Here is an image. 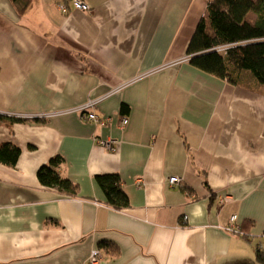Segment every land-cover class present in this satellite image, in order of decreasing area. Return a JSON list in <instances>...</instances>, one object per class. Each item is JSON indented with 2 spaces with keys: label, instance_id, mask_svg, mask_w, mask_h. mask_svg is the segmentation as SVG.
Returning <instances> with one entry per match:
<instances>
[{
  "label": "crops",
  "instance_id": "0c3cea01",
  "mask_svg": "<svg viewBox=\"0 0 264 264\" xmlns=\"http://www.w3.org/2000/svg\"><path fill=\"white\" fill-rule=\"evenodd\" d=\"M82 1L0 0V114L24 119L0 122V143L21 149L0 163V264H85L93 249L98 264H262L264 85L186 59L206 0ZM57 154L75 194L37 178ZM106 173L122 209L95 180Z\"/></svg>",
  "mask_w": 264,
  "mask_h": 264
},
{
  "label": "trees",
  "instance_id": "16d2710c",
  "mask_svg": "<svg viewBox=\"0 0 264 264\" xmlns=\"http://www.w3.org/2000/svg\"><path fill=\"white\" fill-rule=\"evenodd\" d=\"M206 2L205 14L199 18L186 48L190 64L230 83H237L240 73L248 71L258 83L264 85V0ZM250 12L255 14L252 21L248 19ZM22 120L0 114V122L9 127ZM20 153L21 149L16 144L10 141L0 143L1 164L14 166ZM62 161L59 154L50 158L38 168L37 178L43 186L75 194L76 184L59 173L58 167ZM95 180L106 203L115 209H122L128 204L118 174H99ZM256 255L257 260L264 264V253L257 249Z\"/></svg>",
  "mask_w": 264,
  "mask_h": 264
},
{
  "label": "built area",
  "instance_id": "2783aa9c",
  "mask_svg": "<svg viewBox=\"0 0 264 264\" xmlns=\"http://www.w3.org/2000/svg\"><path fill=\"white\" fill-rule=\"evenodd\" d=\"M72 2V5L74 8L78 9V10H82V11H87L89 10V6L88 4H86L85 2H83L82 0H71ZM58 6L59 8L65 12L66 9H67V6H66V2L65 1H60L58 3ZM219 50H221V48H219ZM188 60V57L186 58ZM96 102L97 100L95 99H92V98H88L81 106L80 108L84 111H87V114H86V119L88 120H94V121H99L101 122V124H104V122L106 121L105 119H99V116L93 111L94 107L96 106ZM21 117H26V118H29L28 116H26L25 114H21L19 115ZM33 117V115H32ZM35 117V116H34ZM108 120V119H107ZM128 122V119L126 116H124L122 119H121V123H120V128H124V126L127 124ZM117 140L115 139H106V140H103V139H99L97 140L98 144L102 145L103 147L107 148V149H110V150H114V144L116 143ZM180 181V178L178 176H171L169 179H168V183L169 184H173L175 182H179ZM227 200H229V196L225 195L223 197H220L219 200H218V205H223ZM236 214H232L230 217H229V223L228 225L225 227V229L229 232H238V226L236 225ZM100 257H101V253H100V250L99 249H93L91 252H90V255L88 256V259L86 260L85 264H98L99 263V260H100Z\"/></svg>",
  "mask_w": 264,
  "mask_h": 264
},
{
  "label": "rangeland",
  "instance_id": "374dc122",
  "mask_svg": "<svg viewBox=\"0 0 264 264\" xmlns=\"http://www.w3.org/2000/svg\"><path fill=\"white\" fill-rule=\"evenodd\" d=\"M254 17H255V14L253 13V12H250L249 14H248V19L249 20H253L254 19ZM245 72V74H248V75H250L251 77H252V75L248 72V71H244ZM237 233H239V232H237Z\"/></svg>",
  "mask_w": 264,
  "mask_h": 264
}]
</instances>
